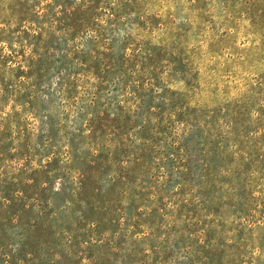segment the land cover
Returning a JSON list of instances; mask_svg holds the SVG:
<instances>
[{
    "label": "rangeland",
    "instance_id": "rangeland-1",
    "mask_svg": "<svg viewBox=\"0 0 264 264\" xmlns=\"http://www.w3.org/2000/svg\"><path fill=\"white\" fill-rule=\"evenodd\" d=\"M0 264H264V0H0Z\"/></svg>",
    "mask_w": 264,
    "mask_h": 264
}]
</instances>
